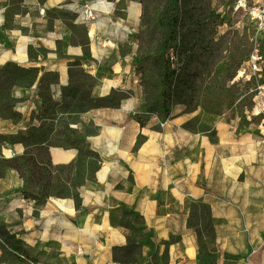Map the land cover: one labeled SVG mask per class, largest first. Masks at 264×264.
<instances>
[{"label": "crops", "instance_id": "obj_1", "mask_svg": "<svg viewBox=\"0 0 264 264\" xmlns=\"http://www.w3.org/2000/svg\"><path fill=\"white\" fill-rule=\"evenodd\" d=\"M85 5L94 9L91 20L83 17ZM141 15L139 0H0V69L39 71L30 88L11 89L21 120L0 118V137L7 138L0 156H21L13 138L39 125L44 73L57 75L51 96L61 107L71 64L86 76L79 85L85 82L90 99H120L118 108L77 118L62 111L54 122L51 142L82 139L100 159L94 181L78 189L79 210L70 199L42 206L25 199L13 170L0 179V224L29 260L0 264H122L113 249L130 235L120 224L124 210L143 218L141 254L131 264H264V91L243 115L142 112L133 45ZM49 158L53 170H66L77 151L49 148ZM197 204L209 207L214 232L202 251L187 227ZM173 236L180 239L166 249L164 263L162 243Z\"/></svg>", "mask_w": 264, "mask_h": 264}, {"label": "rangeland", "instance_id": "obj_2", "mask_svg": "<svg viewBox=\"0 0 264 264\" xmlns=\"http://www.w3.org/2000/svg\"><path fill=\"white\" fill-rule=\"evenodd\" d=\"M139 1L140 30L133 45L144 96L142 112L243 115L258 94V85L254 78L241 77L239 69L254 50L264 54V31L258 38L253 4L239 7L238 0H178L177 36L166 52L163 39L169 27L170 0ZM167 61L175 70L171 81L176 79L180 88L179 97L165 113L161 92ZM261 81L264 84V77Z\"/></svg>", "mask_w": 264, "mask_h": 264}, {"label": "trees", "instance_id": "obj_3", "mask_svg": "<svg viewBox=\"0 0 264 264\" xmlns=\"http://www.w3.org/2000/svg\"><path fill=\"white\" fill-rule=\"evenodd\" d=\"M178 0H170L167 11L168 31L166 32L163 44L164 51H169L173 41L177 36L178 19L174 15L177 10ZM178 50V49H177ZM76 64H71L69 85L63 90L61 105L55 102L51 96V87L57 83V75L54 73H44L38 83V96L41 100V112L36 116L39 125L30 127L26 132L13 138L14 144H21L24 148L23 154L19 157L4 158L0 156V179H3L8 170L17 173L22 181V196L33 201L36 205H44L48 199H70L74 203L76 210L81 208V200L78 189L87 182H93L96 172L99 169L100 159L93 152L89 145L82 139L65 138L62 142H51L54 122L60 112L78 115L96 108H118L120 99L118 96L107 97L102 100L90 99L88 92L84 89L86 76L77 71ZM39 71L34 68H22L14 64H6L0 69V118L10 120L14 124L20 122L21 115L14 110L17 100L11 97V89L15 86L30 88L36 81ZM175 70H170L168 61L163 67V81L165 87L161 92V108L168 113L170 104L178 97L180 84L174 80ZM85 81L81 86L79 80ZM171 81V82H170ZM82 87V88H80ZM168 116V114H164ZM0 141H7L6 137H0ZM137 142L135 146H138ZM49 148L75 149L77 158L75 162L66 170L56 171L51 168L49 158ZM199 221L200 227L193 222ZM121 227L130 235H127V244L122 248L113 249V257L122 264L137 263L141 254L140 242L145 238L144 233L138 229L143 224V218L137 213L124 210L120 220ZM187 227L194 228L197 241L201 251L206 244L214 241V232L210 222L209 207L203 204L193 205L190 209ZM1 247L5 249L4 255L0 258L2 262H22L20 255L25 256V252L10 243L5 227L0 224ZM178 236L170 237L163 242L165 252L163 261L167 262L166 249L179 241ZM11 258H8V257Z\"/></svg>", "mask_w": 264, "mask_h": 264}, {"label": "built area", "instance_id": "obj_4", "mask_svg": "<svg viewBox=\"0 0 264 264\" xmlns=\"http://www.w3.org/2000/svg\"><path fill=\"white\" fill-rule=\"evenodd\" d=\"M248 3L253 4V15L256 25V34L258 38H262L264 31V0H238L239 7L247 6ZM94 9L89 5L83 6V17L85 20H91L94 17ZM239 74L241 77H245L247 81L255 79L257 82L258 94L256 97H262L261 93L264 91V84H261V78L264 75V54L260 53L258 50H254L242 63ZM161 127L164 123L159 124ZM24 261H29L27 258L20 256ZM107 264H116L113 262Z\"/></svg>", "mask_w": 264, "mask_h": 264}]
</instances>
